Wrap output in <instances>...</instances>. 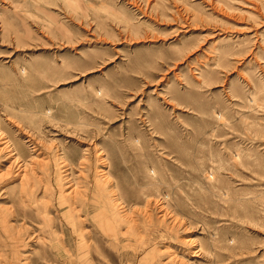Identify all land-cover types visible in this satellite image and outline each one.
<instances>
[{
	"label": "rangeland",
	"instance_id": "374dc122",
	"mask_svg": "<svg viewBox=\"0 0 264 264\" xmlns=\"http://www.w3.org/2000/svg\"><path fill=\"white\" fill-rule=\"evenodd\" d=\"M0 264H264V0H0Z\"/></svg>",
	"mask_w": 264,
	"mask_h": 264
}]
</instances>
